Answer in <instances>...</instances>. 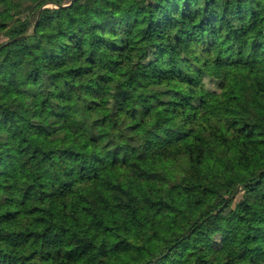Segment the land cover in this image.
I'll return each mask as SVG.
<instances>
[{
    "label": "trees",
    "instance_id": "16d2710c",
    "mask_svg": "<svg viewBox=\"0 0 264 264\" xmlns=\"http://www.w3.org/2000/svg\"><path fill=\"white\" fill-rule=\"evenodd\" d=\"M0 264H264V0H0Z\"/></svg>",
    "mask_w": 264,
    "mask_h": 264
},
{
    "label": "rangeland",
    "instance_id": "374dc122",
    "mask_svg": "<svg viewBox=\"0 0 264 264\" xmlns=\"http://www.w3.org/2000/svg\"><path fill=\"white\" fill-rule=\"evenodd\" d=\"M95 224V219L93 215H86L81 227L85 231H89L91 227Z\"/></svg>",
    "mask_w": 264,
    "mask_h": 264
}]
</instances>
